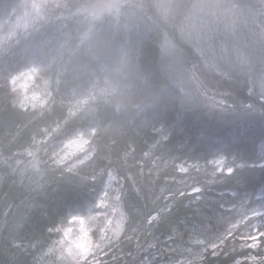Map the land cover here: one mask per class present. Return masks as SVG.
Returning <instances> with one entry per match:
<instances>
[{
    "label": "trees",
    "instance_id": "16d2710c",
    "mask_svg": "<svg viewBox=\"0 0 264 264\" xmlns=\"http://www.w3.org/2000/svg\"><path fill=\"white\" fill-rule=\"evenodd\" d=\"M87 1L0 0V37H5L0 40V264L45 262L48 247L69 224L68 214L84 212L97 202L110 170L116 172L121 184L118 186H123L126 193L120 204L128 219L119 245L128 263L173 264L180 258L196 260L195 254L200 253L196 264H262L264 242L260 240L257 247L249 240L245 243L242 234L249 232L248 223L237 214L245 199L251 202L247 208L264 203L261 148L254 146L252 139L261 131L259 124L250 125L248 133L232 139L231 125L211 132L210 124L195 121L189 114L170 121L168 132L163 134L157 128L124 137L125 125L120 118L111 110L101 108L95 112L90 106L84 119L99 127L101 149L95 181L92 169L76 183L60 180L56 173L39 180L38 175L17 177L13 165L26 148H39L43 160L46 145L41 129L51 131L57 124L62 125L60 133L54 134L57 140L73 131L74 125L65 120V105L83 96L81 85L86 82L90 58L104 44L102 31H92L82 39L84 19L76 12ZM96 28L101 26L97 24ZM27 71L36 76L28 83L30 93L52 95L54 102L43 115L14 107L24 100L21 93L10 91L8 79ZM218 154L232 158L234 163L243 162L244 167H238L231 176L218 172L215 182L201 185L196 195L183 190L184 174L177 171L176 165L208 164ZM221 204L223 209L219 208ZM161 207L167 209V217L149 229L147 217ZM222 215L231 219H219ZM23 223L24 227L16 232L17 225ZM230 224L236 225L231 236L225 232ZM221 233H225V242L214 239ZM13 237L23 243L22 248L13 247ZM196 239L206 243L201 246L194 243ZM149 243L154 246L149 247ZM212 243L218 244L215 251ZM120 263L122 258L113 261Z\"/></svg>",
    "mask_w": 264,
    "mask_h": 264
},
{
    "label": "clouds",
    "instance_id": "9594fccd",
    "mask_svg": "<svg viewBox=\"0 0 264 264\" xmlns=\"http://www.w3.org/2000/svg\"><path fill=\"white\" fill-rule=\"evenodd\" d=\"M77 14L104 33V44L90 58L83 96L65 105L73 131L57 140L62 125L41 129L46 146L36 171L42 177L56 173L74 183L87 177L101 151L99 127L84 119L90 106L120 118L124 137L166 129L189 114L228 122L232 139L259 124L252 139L264 166V0L259 7L247 0H97ZM20 78L8 79L14 95L24 94L14 107L43 115L54 102L51 93L29 95ZM74 138L82 147L58 164Z\"/></svg>",
    "mask_w": 264,
    "mask_h": 264
},
{
    "label": "rangeland",
    "instance_id": "374dc122",
    "mask_svg": "<svg viewBox=\"0 0 264 264\" xmlns=\"http://www.w3.org/2000/svg\"><path fill=\"white\" fill-rule=\"evenodd\" d=\"M95 2H97V0H89L87 1V3L84 4V6L87 4L95 3ZM247 2L259 7V0H247ZM31 5H32V2L29 3V6ZM34 7L36 8L37 6L35 5ZM27 9L28 8L26 7L24 11H27ZM77 13L78 11L76 12L77 16H81L85 20V17L83 15H79ZM90 14L91 13L89 12V15ZM22 15H23L22 16L23 18L27 17V14H25V12H23ZM23 24L25 25V23ZM83 26H84V33H83L82 39L85 40L88 36L91 35V32L93 30H92V25L90 23L87 25L84 24ZM32 72L27 71V72L17 75L21 77L20 84L23 85L25 89H29L28 83L30 84L31 81L34 80V77H36L34 75L35 73H32ZM31 94L32 92L31 93L29 92V95ZM21 99L24 100L23 93H21ZM192 115L194 116L195 121H201V122L203 121V122L210 124L211 132L216 131L218 128H221L224 125H230L228 122H225V121H209L200 115H196V114H192ZM37 149L39 148L37 147L34 149L26 148L24 151H22L23 154L21 155H23V157L15 161L13 166H15L16 175L20 179L28 175H32V176L38 175L39 176L38 180L41 179L42 176L39 174V172H37L32 167V158L27 155L28 150L36 151ZM41 153H42L41 150L38 151L39 160H40L39 168H41V158H40ZM225 159H226L227 164H229L230 166H234L233 164L235 165L243 164V162L234 163L232 158L227 159L225 157ZM17 161H19V163H17ZM176 166H177L178 172H180L179 171L180 167H184L188 169L187 172H183V173L180 172V173L184 174V177H182L181 179V181L184 182V184L182 185V189L183 190L188 189L189 192H192V187L201 188V185H204V184H208V186L211 185L212 183L215 182L214 179H215L216 174L218 172H221L220 169L217 168L215 164H210V163L207 164L203 162L202 163L193 162L189 164L188 163L185 164L184 162H181L177 164ZM214 171H215V175H213ZM224 171L226 172V169H224ZM197 175H201L202 177L198 179L196 177ZM118 184H120L119 181L118 182L117 180L114 181L111 185V188L107 190L106 196L102 199L101 197L104 196V188H103V191H101L100 197L98 198L97 202L94 204L95 211L89 213L86 208L84 212L75 213L76 215L83 217V224H81V221L79 219L77 220L70 219L68 226L65 228L68 230V234L65 235V231H64L65 229H64L61 237H59V239L57 240V242L61 240L64 241L63 247L65 249H67L69 245H73L74 247L73 242L78 241L80 239L82 235L81 227L83 226L84 230L88 234V240L91 242L93 246L92 249L88 252L87 256L85 257V259L88 261V264H113V261H117L120 258H122V263L120 264H131V262L129 263L127 262L126 256H123L122 252H120L121 247L119 245V242L117 243L113 241L111 247H108L107 245L101 248L97 247V245L100 244L102 237L107 238V237L112 236L111 229L114 228L115 221L116 219L119 218V212L123 211L121 204H119L118 206L115 204V197L117 195L116 189L119 188ZM247 202L248 200L246 199L240 202L241 205L239 206L237 210V214H241L240 218L243 220H245V216H249V217L251 216V213L247 211L248 209ZM114 208H116L115 212L113 211ZM105 216H107L108 218L107 220H105ZM109 220L111 221V224L108 223ZM126 221L127 219L125 220V224H126ZM255 223L256 222H253V224ZM101 229H104V231L102 232ZM252 231L255 232L256 230L252 229ZM249 242H250L249 244L253 246V242L250 239H249ZM259 243H260V239H257L254 247H257ZM216 245L218 246V244ZM59 248H60V245L57 244V249ZM140 252L142 251L140 250ZM138 254H139V251L133 256V258L137 259L136 257ZM60 255L61 254L59 250H57L54 254H46L47 260L43 262L42 264H60ZM180 261H182L181 258L179 259V261L177 260L174 261L173 264H177V262H180ZM64 264H75V261H67V262H64ZM80 264H83V261H81Z\"/></svg>",
    "mask_w": 264,
    "mask_h": 264
},
{
    "label": "snow or ice",
    "instance_id": "6c2138e0",
    "mask_svg": "<svg viewBox=\"0 0 264 264\" xmlns=\"http://www.w3.org/2000/svg\"><path fill=\"white\" fill-rule=\"evenodd\" d=\"M158 133L163 134L164 132H168L167 129L165 128H160L157 129ZM167 137H165L166 139ZM82 139V138H81ZM39 143V142H37ZM80 147H82V144L80 143V141L76 138H74L73 140H70L66 143V147H65V152L60 156V158L57 160L58 164H62L65 160H67L69 158V156L71 155V153L75 150H78ZM262 151H264V148H262ZM27 155L29 157L32 158V167L35 170L39 169V164H40V160H39V155H38V151H32V150H28L27 151ZM128 153L125 152V156H127ZM149 155V153H145V156ZM99 156V154H98ZM97 156V157H98ZM97 157L94 158L95 159V163L92 165V180L95 181L97 179V175L95 172V165H96V161H97ZM210 164H215L217 166V168L220 169V171L223 173L224 169H226L227 172V176H231L236 169L242 168L244 167L243 164H239V165H235L234 166H230L229 164H227L225 156L222 154H218L216 156H214V158L212 160L207 161ZM17 163H19V161H17ZM75 165H71V168H74ZM180 172H187L188 169L184 168V167H180L179 169ZM213 175H215V171L213 173ZM103 176V170H101V178ZM117 179V175L116 172L114 170H110L107 172V181L103 182V188H104V196H102L101 198L103 199L106 194H107V190L109 188H111V185L114 181H116ZM117 195L115 197V204L118 206L120 204V202L124 199L126 193H125V189L123 188V186L119 187L116 189ZM201 192V189L199 187H192V194L196 195L198 193ZM181 195H183L181 193ZM172 197H169V199H171ZM247 203H251L250 201H248ZM219 208L223 209L224 205L221 204L219 205ZM87 211L89 213L95 211V207L94 204L91 203L88 208ZM113 211H116V208L113 209ZM248 212L251 213V216H245V221L248 223V227H249V232L247 234H242V236L245 238V243H247V241L250 239L253 242V246H255V242L257 241V239H260L261 242H264V203H261L255 207H250L247 209ZM75 213L78 212H71L69 213V218L71 220H77L79 219L81 221V224H83V217L76 215ZM168 215V211L166 208L161 207L155 215L149 214V216L147 217V226L149 229H151L153 223H155L156 221L160 220L162 221L163 219H165ZM91 218V217H89ZM107 216H105V220H107ZM128 219V217H126L125 213L123 211L119 212V218L116 219L115 221V226L114 228L111 229L112 231V236L110 237H102L101 238V242L99 245H97L98 248H101L105 245H107L108 247H111L113 241L115 242H119V239L121 238V234L122 232L126 231L125 228V220ZM219 219L221 220H228L231 219V216L228 215H222ZM255 220L256 223L253 224L251 221ZM109 224H111V221H108ZM236 229V225L235 224H230L229 227L225 230L226 234L231 236L234 235L235 232L234 230ZM252 229H255L256 231L253 232ZM16 232L19 231V225H17ZM65 235L68 234V230L65 229ZM101 231L103 232L104 229H101ZM135 231V230H134ZM173 232L176 231L175 228L172 229ZM49 233H52V229L49 228ZM81 237L78 241L73 242L74 243V247L73 245H69L67 249H65L63 247V243L64 241L61 240L59 242L57 241H53L52 245L50 247H48L47 249V253L46 254H54L57 250L60 251V264H64V262L67 261H75V264H80L81 261H83V264H88V261L85 259V257L87 256L88 252L92 249V244L91 242L88 240V234L87 232L84 230L83 226L81 227ZM215 240L221 241V242H225V233H221L219 235H217L216 237H214ZM11 243L13 245V247L16 248H22L23 247V243L21 241H18L15 237L12 238ZM194 243L199 244L201 246H203L206 241L204 240H199L196 239L194 240ZM57 244L60 245V248L57 249ZM33 247H35L36 245H32ZM139 247V244L137 245ZM154 243H149V247H153ZM211 247L213 249V251H215V248L217 247V245L215 243L211 244ZM67 253V254H65ZM201 254L200 253H196V260L199 259V256ZM196 260H192V261H180L177 262V264H196ZM143 264V262H142ZM262 264H264V262H262Z\"/></svg>",
    "mask_w": 264,
    "mask_h": 264
}]
</instances>
